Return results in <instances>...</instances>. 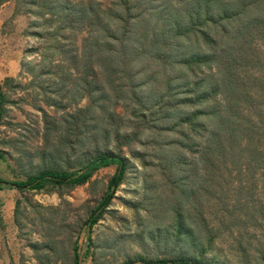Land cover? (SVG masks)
Masks as SVG:
<instances>
[{"label":"rangeland","instance_id":"obj_1","mask_svg":"<svg viewBox=\"0 0 264 264\" xmlns=\"http://www.w3.org/2000/svg\"><path fill=\"white\" fill-rule=\"evenodd\" d=\"M117 2L0 0V90L6 95L0 121V154L4 156L0 159L1 179L6 182L24 181L39 170L52 166V155H55L51 151L64 138L71 141L79 137L74 142L80 141V146L71 155V163L75 160V164L93 145L114 149L113 140H103L102 129L112 122L116 114L120 117L125 115L119 126L122 134H137L136 143L131 146L134 157L127 153V143H123V139L120 141L122 154L128 161L126 178L106 213L91 230L84 223L103 195L114 172L112 167L99 170L86 185L63 197L0 185V264H62L69 255V243L73 241L77 242L79 264H128V261L140 264L142 260L167 259L184 250L183 244L175 243L174 235L169 239L165 235L168 230L172 235L179 222L191 223L198 228L196 216L188 218L185 210L190 194L198 187L195 164L204 133L199 129L191 131L189 126L182 127L180 120L195 109L215 106L219 99L218 96L212 97L210 92L203 107L193 103L177 105L176 100L187 96L195 101L200 91H207L211 86L209 82L196 89L195 81L204 75L212 76L207 67L213 65L206 63L191 74L180 67L164 69L153 63L150 57L136 64L134 69L140 71L135 78L138 92L146 98L150 108L143 124L137 118L127 117L129 111L125 112L124 102L115 101L114 92L99 76L98 68H94L93 81L97 90L90 94L82 80L74 76L76 68L73 65L83 48L82 40L90 38V35L85 21H77L72 26L67 23L73 18L70 11L98 6L106 15L104 23L114 33L117 32V24L120 30L124 26L122 20L118 22L113 18L123 15ZM138 2L141 5H137L132 14H141L137 19V29H145L149 35L162 27L161 17L158 15L161 22L157 21L150 12V8L161 5L162 1ZM97 33L99 38L106 35ZM126 45L131 43L127 41ZM151 75L154 80H150ZM65 77L68 78L63 81ZM171 78L174 81L169 86L174 88L175 84L184 88H177L178 94L165 96L161 105L170 102L172 108L163 112L165 118L154 122L159 109L156 106L160 105L157 97L151 96L150 92L148 97L145 92L157 84L155 89L163 87L161 91L164 94ZM7 79L12 81L6 83ZM98 86H104L99 88L106 93ZM192 89L193 93L185 94ZM104 94L111 98L109 104L104 101ZM78 108H88L89 112L79 115L77 127L69 120L64 122L67 115L75 114ZM43 113L52 120H44ZM118 117L111 127L121 123ZM201 121L208 128L213 125L211 117ZM52 124L54 130L46 134ZM171 128L176 132H171ZM98 131L97 137L92 138ZM63 162L61 159L57 165ZM183 163L191 168L188 179H185L188 173L183 172L186 170ZM208 205L212 206L211 203ZM178 210L182 214L180 218L176 215ZM15 215L19 226L14 221ZM248 230L257 237L253 242L259 241L261 247L264 238H260L258 232ZM215 235L219 234L215 232ZM53 242L58 243L53 244V251L36 253L30 248L32 244L50 245ZM206 258L209 264H246L242 255L236 252L233 234L227 232L216 237L215 248Z\"/></svg>","mask_w":264,"mask_h":264},{"label":"trees","instance_id":"obj_2","mask_svg":"<svg viewBox=\"0 0 264 264\" xmlns=\"http://www.w3.org/2000/svg\"><path fill=\"white\" fill-rule=\"evenodd\" d=\"M138 1L118 0L123 15L118 14L113 18L118 22L122 20L124 26L120 30L117 24V32L114 33L104 23L106 15L98 6L70 11L73 18L67 23L72 26L77 21H85L87 34L90 35V38L82 40L83 48L74 61L76 75H73L82 80L91 94L97 90L93 81L94 68H98L99 76L114 92L112 96L116 97L115 101L124 102L125 112L129 111L127 117L137 118L142 124L147 121L146 113L150 108L146 98L138 92L135 78L140 71H136L134 66L145 58L150 57L153 63L164 69L180 67L191 74L195 69L211 63L213 66L207 68L212 76L204 75L195 81L196 89L204 82H209L210 88L200 91L195 101L187 96L176 101L177 105L193 103L203 107L210 92L212 97L218 96L219 99L215 106L195 109L180 120L182 127L189 126L191 131L199 129L204 133L195 164L198 187L190 194L185 210L188 218L196 216L200 227L179 222L172 235L170 230L165 235L167 239L174 235L175 243L183 244L184 250L167 259L142 260L140 264H209L207 254L214 250L216 237L224 232L233 234L236 252L242 255L246 264H264V243L261 247L259 241L254 243L256 236L248 230L252 229L258 232L260 238H264V0H161V5L150 8V12L157 21L161 17L162 27L149 35L145 29H137V19L141 14H132L135 7L141 5ZM97 32L106 35L99 38ZM127 41L131 43L130 46L126 45ZM154 78L150 76V80ZM11 81L5 80L6 83ZM173 81L171 78L167 83L164 94L161 91L163 87L155 89L157 84L145 92L157 97V104L160 105L156 106L159 109L154 122L165 118L163 112L172 108L170 102L161 105L164 99L178 94L177 88H184L175 84L174 88L169 86ZM99 89L106 93L103 88ZM193 92L194 89L185 94ZM104 97L109 104L111 98L106 94ZM4 103L6 95L0 90V121ZM97 107L103 111L102 107ZM86 112H89L88 108H78L75 114L67 115L68 119L64 122L69 120L77 127L79 115ZM43 117L46 121L52 120L45 113ZM116 117L102 129L103 140H113L114 149L93 145L85 157L75 164V160L71 163V155L80 146V141L74 142L79 137L71 141L64 138L51 151L55 155H52V166L39 170L24 181L6 182L0 178V185L63 197L73 189L86 185L99 170L112 167L114 172L106 189L84 223L91 230L106 213L126 178L128 161L122 154L121 139L127 143V153L134 157L131 146L136 143L134 139L137 134L120 132L119 126L125 115L118 117L121 123L111 127ZM208 117L213 120L210 128L201 121ZM187 123L190 124L185 125ZM54 128L52 124L46 134ZM171 130L176 132V129ZM98 133L91 137L96 138ZM0 159H4L2 154ZM61 159L64 164L57 165ZM183 165V169H186L183 172L188 173L185 179H188L191 168ZM72 168L77 169L71 171ZM260 196L263 198L260 199ZM210 203L212 206L208 205ZM176 215L180 218L182 214L178 210ZM14 221L19 226L17 215ZM215 232L219 235L216 236ZM53 244L58 243L32 244L30 248L36 253L53 251ZM69 244V255L61 263L79 264L77 242ZM131 263L135 262L128 261V264Z\"/></svg>","mask_w":264,"mask_h":264}]
</instances>
